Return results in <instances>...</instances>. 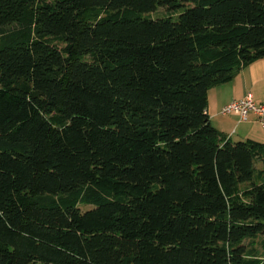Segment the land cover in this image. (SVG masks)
Returning <instances> with one entry per match:
<instances>
[{"label": "trees", "instance_id": "1", "mask_svg": "<svg viewBox=\"0 0 264 264\" xmlns=\"http://www.w3.org/2000/svg\"><path fill=\"white\" fill-rule=\"evenodd\" d=\"M260 59L264 0H0V264H264V144L207 114Z\"/></svg>", "mask_w": 264, "mask_h": 264}, {"label": "crops", "instance_id": "2", "mask_svg": "<svg viewBox=\"0 0 264 264\" xmlns=\"http://www.w3.org/2000/svg\"><path fill=\"white\" fill-rule=\"evenodd\" d=\"M251 94L253 100L264 105V59L244 67L226 84L214 87L207 93V114L211 125L233 141L253 140L264 144V126L249 115L241 121L235 114L222 115L223 106ZM235 138V139H233Z\"/></svg>", "mask_w": 264, "mask_h": 264}, {"label": "built area", "instance_id": "3", "mask_svg": "<svg viewBox=\"0 0 264 264\" xmlns=\"http://www.w3.org/2000/svg\"><path fill=\"white\" fill-rule=\"evenodd\" d=\"M222 115L235 114L241 121H245L249 115L255 116L264 126V105L256 103L251 94L239 101H233L220 110Z\"/></svg>", "mask_w": 264, "mask_h": 264}, {"label": "rangeland", "instance_id": "4", "mask_svg": "<svg viewBox=\"0 0 264 264\" xmlns=\"http://www.w3.org/2000/svg\"><path fill=\"white\" fill-rule=\"evenodd\" d=\"M160 14H162V11H160ZM151 17H152V18H157V17H159V11H157V12H155V13H152V14H151ZM233 139H235V138H233ZM83 209H84V210H87V209H89V207H83Z\"/></svg>", "mask_w": 264, "mask_h": 264}]
</instances>
